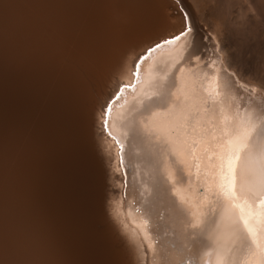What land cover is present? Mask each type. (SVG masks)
I'll list each match as a JSON object with an SVG mask.
<instances>
[{
    "label": "bare ground",
    "instance_id": "obj_1",
    "mask_svg": "<svg viewBox=\"0 0 264 264\" xmlns=\"http://www.w3.org/2000/svg\"><path fill=\"white\" fill-rule=\"evenodd\" d=\"M211 8L0 0V264H260L264 130L242 149L264 108L233 87L256 81ZM183 13L192 56L181 39L109 79L126 44L178 34Z\"/></svg>",
    "mask_w": 264,
    "mask_h": 264
},
{
    "label": "snow or ice",
    "instance_id": "obj_2",
    "mask_svg": "<svg viewBox=\"0 0 264 264\" xmlns=\"http://www.w3.org/2000/svg\"><path fill=\"white\" fill-rule=\"evenodd\" d=\"M117 2H122V0H117ZM128 2H132V0H128ZM251 2V0H249ZM211 14V13H209ZM249 19H251V14H249ZM181 21L183 25V29L175 35H170L165 38H157L155 43H152L151 46L144 49L142 53H137L136 48L137 45L135 44H126L125 45V51L124 54L121 56H118L114 58L110 63L108 64V77L111 80H118L120 75L122 74L125 66V61L127 56L130 54L132 56L131 63L135 65L137 68L140 66V62L147 59L148 55L155 52L156 50L170 44H175L176 42L180 41L181 39H186V53L188 56H192L194 54V51L198 50L196 49V36L194 35V29L190 23V16L186 13H183L181 16ZM135 24V21L131 17H123L117 24H116V30H117V39L118 41H124L126 39L127 35V29ZM211 27V25H209ZM209 40L211 37H207ZM264 63V61H262ZM223 72V70H221ZM242 80V83L235 84L233 82V87H235L236 91L238 93L243 92L246 94H249L253 98L259 97V104L262 108H264V76H254L253 79L257 82L253 85L250 81L243 80V77H239ZM126 87V86H124ZM121 91H123V87L121 88ZM108 97H111V99H105L100 102L99 111L103 114H105V117L107 115V112L109 109H111L113 103L119 98L120 92H116L115 95H113L111 92L107 93ZM162 98V97H161ZM107 123V120L104 121ZM260 130H264V125H260L259 129L253 130V133L249 136V144L245 145L244 149H242V153L246 154L249 150V145H251L255 141L256 135L259 134ZM239 160H242V156L238 157ZM237 191H240L238 188ZM243 194V193H241ZM255 197H253L254 199ZM193 227H199V225H193ZM21 247H24L27 245L28 241L26 238L21 237L18 241ZM260 264H264V256L261 257Z\"/></svg>",
    "mask_w": 264,
    "mask_h": 264
},
{
    "label": "rangeland",
    "instance_id": "obj_3",
    "mask_svg": "<svg viewBox=\"0 0 264 264\" xmlns=\"http://www.w3.org/2000/svg\"><path fill=\"white\" fill-rule=\"evenodd\" d=\"M209 4L225 16L226 41L230 39L232 52L251 79L264 76V0H209Z\"/></svg>",
    "mask_w": 264,
    "mask_h": 264
}]
</instances>
